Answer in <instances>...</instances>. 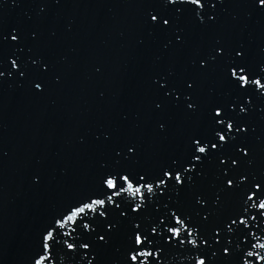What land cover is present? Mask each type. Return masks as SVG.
<instances>
[{"label": "snow or ice", "instance_id": "obj_1", "mask_svg": "<svg viewBox=\"0 0 264 264\" xmlns=\"http://www.w3.org/2000/svg\"><path fill=\"white\" fill-rule=\"evenodd\" d=\"M21 2L10 0L12 6ZM34 3L43 18L50 0ZM225 3L135 0L137 43L152 37L159 46L155 61L170 58L150 77L146 106L154 136L167 137L178 117L192 127L179 150L156 155L150 164L142 162L139 139L101 127L95 140L107 154L96 160L91 182L46 219L28 264H171L173 258L180 264H264V164L258 160L264 133L257 134L255 119L264 115V56L252 59L243 40L218 30ZM243 4L249 20L264 18V0ZM55 37V30L45 38L39 26L25 30L0 20V84L26 83L37 97L63 87L65 70L42 50ZM185 50L186 68L177 73L171 59ZM210 76L222 93L209 87L202 94ZM79 140L86 142L83 135Z\"/></svg>", "mask_w": 264, "mask_h": 264}]
</instances>
